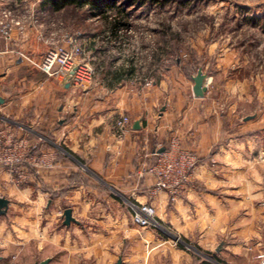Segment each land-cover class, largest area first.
<instances>
[{
  "label": "crops",
  "instance_id": "obj_1",
  "mask_svg": "<svg viewBox=\"0 0 264 264\" xmlns=\"http://www.w3.org/2000/svg\"><path fill=\"white\" fill-rule=\"evenodd\" d=\"M25 1L0 0V12L6 4L27 22L10 40L0 36V126L48 153L50 166L23 185L0 168L8 202L0 264H263L264 78L229 72L232 56L222 54L217 72L199 68L203 97L192 91L199 69L187 73L183 61L150 76L147 89L132 83L145 80L135 62L101 58L93 39L88 85L48 77L17 52L39 61L46 40L61 42L60 14L45 0ZM123 116L131 124L119 135ZM172 137L198 159L192 185L174 203L163 192L149 198L153 179L140 177ZM131 202L150 204L160 227L133 224ZM66 209L74 220L67 226Z\"/></svg>",
  "mask_w": 264,
  "mask_h": 264
},
{
  "label": "rangeland",
  "instance_id": "obj_2",
  "mask_svg": "<svg viewBox=\"0 0 264 264\" xmlns=\"http://www.w3.org/2000/svg\"><path fill=\"white\" fill-rule=\"evenodd\" d=\"M25 2L26 7L31 6L29 2L34 3ZM6 8V4L2 5V10ZM80 10L85 16L81 27L93 31L84 33L75 28L73 22L78 17L69 10L65 22L60 16L58 19L61 24H57L64 29L62 36L76 32L86 36L88 62V42L92 39L102 50L101 58L118 56L120 60L135 62L142 79L152 82L151 87L150 76H159L176 61L184 62L187 73H195L200 67L215 73L223 68L218 66V56L222 54L232 56L227 63L229 72L258 83L264 78V0H103L97 8L84 5ZM16 15L22 25L13 35L27 26L21 18L24 14ZM91 34L95 36L92 38ZM132 83L144 86L146 82ZM258 208H264V199ZM187 249L201 259L194 246Z\"/></svg>",
  "mask_w": 264,
  "mask_h": 264
},
{
  "label": "built area",
  "instance_id": "obj_3",
  "mask_svg": "<svg viewBox=\"0 0 264 264\" xmlns=\"http://www.w3.org/2000/svg\"><path fill=\"white\" fill-rule=\"evenodd\" d=\"M34 24L37 19L31 17ZM22 21L11 9H4L0 13V36L3 40H10L16 28H21ZM86 38L80 33L65 34L62 41H51L39 61L27 57L23 52L18 56L28 62L35 69L48 77L61 76L65 81L77 86L88 85L93 76L87 60L84 44ZM144 88L151 87L152 82L145 79ZM131 121L123 116L116 122L119 135H124L130 128ZM36 146L31 145L25 137H18L12 126H0V168L7 169L13 176V181L23 185L39 170L50 166L49 154L37 152ZM155 160L140 170V177L149 176L153 184L148 190L149 198L160 193H166L171 203L181 197L191 183L193 171L197 167L198 159L192 153L180 147L177 137H172L162 153H154ZM132 223L141 228H159L155 210L150 204L129 203ZM264 264V254L258 256Z\"/></svg>",
  "mask_w": 264,
  "mask_h": 264
},
{
  "label": "trees",
  "instance_id": "obj_4",
  "mask_svg": "<svg viewBox=\"0 0 264 264\" xmlns=\"http://www.w3.org/2000/svg\"><path fill=\"white\" fill-rule=\"evenodd\" d=\"M100 1L103 0H45V6H48L49 9H51L54 12H58L60 15V17L63 18L64 22H65V14L68 13L69 10H71V12H75L77 15V19L76 21L74 20L73 22V26L75 28H80V30L84 33H91V31H93V29H89V32L84 30V27H81L83 18L85 17L82 13V11L80 10L84 5H89L91 8H97L98 4ZM105 1V0H104ZM113 1V0H111ZM133 2L135 0H132ZM81 12V13H80ZM37 152H39L38 150H36ZM155 160V157H153L152 162Z\"/></svg>",
  "mask_w": 264,
  "mask_h": 264
},
{
  "label": "water",
  "instance_id": "obj_5",
  "mask_svg": "<svg viewBox=\"0 0 264 264\" xmlns=\"http://www.w3.org/2000/svg\"><path fill=\"white\" fill-rule=\"evenodd\" d=\"M205 80H206V75L203 74L202 70H198L197 74L195 77H193V94L195 97H203L204 93L206 92V87H205ZM1 102V101H0ZM133 129H139V123L135 122L133 125ZM164 152V148L160 149L157 151V153H162ZM7 207H8V202L4 198H0V215H5L7 212ZM64 216V225H69L71 222H74V220L71 217V210L66 209L63 213ZM179 241V240H177ZM194 249V248H193ZM197 251V250H195ZM46 264V263H44Z\"/></svg>",
  "mask_w": 264,
  "mask_h": 264
}]
</instances>
